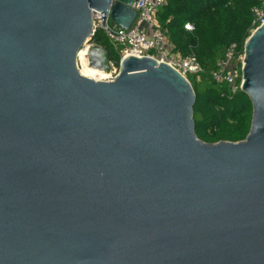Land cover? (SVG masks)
I'll list each match as a JSON object with an SVG mask.
<instances>
[{
  "label": "water",
  "instance_id": "95a60500",
  "mask_svg": "<svg viewBox=\"0 0 264 264\" xmlns=\"http://www.w3.org/2000/svg\"><path fill=\"white\" fill-rule=\"evenodd\" d=\"M133 2L0 0V264H264V23L244 47L249 133L207 142L166 62L79 71L93 12L129 28Z\"/></svg>",
  "mask_w": 264,
  "mask_h": 264
},
{
  "label": "trees",
  "instance_id": "16d2710c",
  "mask_svg": "<svg viewBox=\"0 0 264 264\" xmlns=\"http://www.w3.org/2000/svg\"><path fill=\"white\" fill-rule=\"evenodd\" d=\"M261 0H167L157 12L162 27L168 28L170 40L183 54L193 52L204 72L191 76L196 94L194 119L197 136L207 142L239 141L249 133L253 104L244 91L232 93L227 85L211 76L224 50L235 43L244 53L245 42L252 33V8ZM194 25L193 30L185 23ZM90 41L104 47L110 61L120 66L121 55L102 28Z\"/></svg>",
  "mask_w": 264,
  "mask_h": 264
},
{
  "label": "built area",
  "instance_id": "2783aa9c",
  "mask_svg": "<svg viewBox=\"0 0 264 264\" xmlns=\"http://www.w3.org/2000/svg\"><path fill=\"white\" fill-rule=\"evenodd\" d=\"M166 3L167 0H134L132 6L137 10V16L129 28H122L114 22L111 24L110 18L103 26L101 12L94 11L92 36L98 28L104 29L119 51L120 61L131 55L137 57L149 56L159 62H166L189 81L191 76L199 78L204 72V68L196 55L193 52L183 54L181 51L176 50L170 40L168 28L162 27L158 22L157 12ZM252 13V31H254L264 23V0H261L259 4L252 8ZM185 28L193 30L194 25L187 22ZM91 44L92 42L89 41L84 45L89 47ZM244 55V53L240 54L237 51L235 43L229 45L225 48L222 57L217 61L216 67L211 72L213 80L218 84L227 85L232 93L242 90ZM78 63L79 59L77 57ZM119 71L117 72L116 68L111 70L108 80H113L119 74Z\"/></svg>",
  "mask_w": 264,
  "mask_h": 264
},
{
  "label": "bare ground",
  "instance_id": "6f19581e",
  "mask_svg": "<svg viewBox=\"0 0 264 264\" xmlns=\"http://www.w3.org/2000/svg\"><path fill=\"white\" fill-rule=\"evenodd\" d=\"M78 59L80 62L78 68L81 74L93 78L95 80H106L107 74L105 73V71L91 63L89 56V48L87 45H84L80 49L78 53Z\"/></svg>",
  "mask_w": 264,
  "mask_h": 264
},
{
  "label": "rangeland",
  "instance_id": "374dc122",
  "mask_svg": "<svg viewBox=\"0 0 264 264\" xmlns=\"http://www.w3.org/2000/svg\"><path fill=\"white\" fill-rule=\"evenodd\" d=\"M110 23L113 24V21L110 20ZM88 42H89V41H88ZM83 46H84V45H83ZM79 64H80V62L78 63V65H79ZM111 64H112V68H111L109 71H105V73L107 74L106 80H108V77L110 76L109 73H110L111 70H113L114 68H116L117 72L120 70L119 66L116 65L114 62H111ZM113 75H114V73H113ZM99 76H100V75H99ZM99 76H98V77H99ZM190 78H192V77H190Z\"/></svg>",
  "mask_w": 264,
  "mask_h": 264
}]
</instances>
